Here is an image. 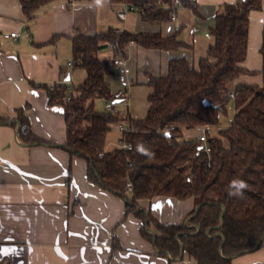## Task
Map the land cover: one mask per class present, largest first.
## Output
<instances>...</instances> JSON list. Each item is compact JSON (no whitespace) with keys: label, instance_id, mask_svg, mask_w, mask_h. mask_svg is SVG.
Masks as SVG:
<instances>
[{"label":"trees","instance_id":"obj_1","mask_svg":"<svg viewBox=\"0 0 264 264\" xmlns=\"http://www.w3.org/2000/svg\"><path fill=\"white\" fill-rule=\"evenodd\" d=\"M20 1L24 14L33 21L41 7L55 0ZM109 1L137 6L142 20L150 24L170 21L169 10L157 2L171 5L173 0ZM183 3L194 9L190 1ZM260 10L262 0H239L220 7L210 31L213 42L198 66L183 58L172 59L166 75L150 78L149 106L143 119H124L115 110L96 107L98 101L114 104L120 99L106 80L113 62L101 60L98 53L113 45L124 57L131 43L174 51L185 46L176 35L114 30L92 36L78 33L72 40L71 69L84 70V81L70 87L66 79L71 73L64 71L62 85L53 89L44 86L49 104L64 109V148L70 155L87 160L89 179L124 198L128 213L142 221L144 238L153 242L160 254L175 260L183 246L184 253L197 264H231L264 242V49L263 85L238 82L244 75L258 73L243 64L248 55L250 14ZM232 104L235 113L230 124L219 128ZM17 113L22 141L52 145L33 134L23 110ZM124 121L130 129L119 131V147L107 149L114 126ZM6 122L0 118V124ZM200 127L206 128V144L185 139V131ZM124 144L129 148H123ZM234 180L247 185L243 196L229 194L234 191ZM156 197L193 199L195 208L186 217L187 224L186 220L178 225L161 223L140 208V200ZM198 206L201 208L196 213Z\"/></svg>","mask_w":264,"mask_h":264},{"label":"crops","instance_id":"obj_2","mask_svg":"<svg viewBox=\"0 0 264 264\" xmlns=\"http://www.w3.org/2000/svg\"><path fill=\"white\" fill-rule=\"evenodd\" d=\"M188 1L196 11L185 6L176 23L154 25L143 21L137 10L129 11L126 20L119 19L123 5L109 0H55L41 7L33 21L24 14L20 0H0V118L7 121L0 124V264H197L186 253L176 260L160 254L142 235L143 223L128 213L124 198L89 179L87 160L64 148V109L49 104L44 87L59 84L64 71H70L69 86H74L78 70H72L70 64L72 40L78 33L92 36L114 30L176 35L185 46L174 51L131 43L124 57L110 48L98 53L103 61L124 60L123 65H112L106 80L112 93L120 96L117 104L128 107L119 114L139 120L130 112L137 88L148 86L150 94V78L166 75L172 59L183 58L197 67L213 42L210 31L220 7L239 2ZM176 26L180 31L176 32ZM11 33L19 37H7ZM263 49L264 0L262 10L250 14L248 55L243 64L258 73L242 76L239 83L263 85ZM231 107L233 118L234 105ZM18 110L29 118L33 134L52 145L21 140ZM231 120L227 124L221 120L219 126L225 128ZM113 130L107 149L119 147L118 125ZM205 132L200 127L185 131L184 137L196 139ZM115 139L117 143H113ZM139 206L161 223L178 225L195 208V202L156 197L140 200ZM231 264H264V242Z\"/></svg>","mask_w":264,"mask_h":264},{"label":"built area","instance_id":"obj_3","mask_svg":"<svg viewBox=\"0 0 264 264\" xmlns=\"http://www.w3.org/2000/svg\"><path fill=\"white\" fill-rule=\"evenodd\" d=\"M122 5H123V9L120 10V11H118V17L121 20H126L127 13L129 11H132V10L139 11V8L137 6H135V5L127 4V3H124ZM157 5L158 6H163V7L167 8L169 10V12H170V15H169L170 22H172V23H176L177 22L179 10L181 8L185 7V5L183 3V0H173V2H172L171 5H164L160 1H158L157 2ZM180 29H181L180 26H176V28H175L176 32L180 31ZM7 37H10V38H18L19 37V34L18 33H11V34H7ZM108 48H110L112 50H115V46H113V45H109ZM113 64L115 66L123 65L124 64V60L122 58H116V59H114ZM63 83H64V81L62 80L59 84L62 85ZM56 85L57 84H54L50 88L53 89ZM230 96L233 97V95H230ZM113 107H114V104L113 103L108 102V103L105 104V109L107 111H112L113 110ZM129 129L130 128H129V125H128V122L127 121H124L122 124L118 125V130L120 132H125V131H128ZM196 140L201 141L204 144H206V142H207V138H206V135L205 134L197 137ZM123 148H129V146L126 145V144H124L123 145ZM206 151L209 152V148H206ZM127 188H128V190H131V188H132L131 183H128L127 184Z\"/></svg>","mask_w":264,"mask_h":264},{"label":"rangeland","instance_id":"obj_4","mask_svg":"<svg viewBox=\"0 0 264 264\" xmlns=\"http://www.w3.org/2000/svg\"><path fill=\"white\" fill-rule=\"evenodd\" d=\"M77 74L78 75L76 77V80L75 79L72 80V82H74L73 83L74 86L77 85L79 83V81H82L83 78H85V76H86L85 71L82 70V69H78V73ZM149 91L150 90H149L148 86L137 88V90L135 92V97L136 98L134 100V104L130 106V112L132 113V116L134 118L141 119V118H144L146 116L147 110H148V106H149L148 99H147ZM125 102L126 101H124V103ZM105 104L106 103L103 102V101H98L96 103V107L99 110H104L105 109ZM127 108L128 107L126 105L122 106L121 104H115V111H117V112L119 111L122 114L127 112ZM232 112H233V109L230 106L229 110H228V115L226 117H222V119H221L222 123L227 124L232 119ZM122 114H120V115H122ZM219 128H221V127L219 126ZM112 132H115V130H113ZM113 138H114V133L113 134L111 133L110 139H113ZM115 141L117 143L116 139L113 140V143H115Z\"/></svg>","mask_w":264,"mask_h":264},{"label":"clouds","instance_id":"obj_5","mask_svg":"<svg viewBox=\"0 0 264 264\" xmlns=\"http://www.w3.org/2000/svg\"><path fill=\"white\" fill-rule=\"evenodd\" d=\"M141 151H144L143 148L140 149ZM247 185L242 180H234L231 183V188L234 189V191H230V195H236V196H243L242 190L246 188Z\"/></svg>","mask_w":264,"mask_h":264},{"label":"water","instance_id":"obj_6","mask_svg":"<svg viewBox=\"0 0 264 264\" xmlns=\"http://www.w3.org/2000/svg\"><path fill=\"white\" fill-rule=\"evenodd\" d=\"M66 80H67V82L70 81V76H68ZM118 101H119V100L115 101V102H114V105L117 104V103H119ZM205 104L208 105L207 102H205ZM16 123L19 125L18 122H16ZM19 131H20V125L18 126V133H19ZM200 208H201V206H198V207L196 208V213L200 210ZM224 214H225V210H224V212H223V214H222V224H221L220 226L223 225ZM187 222H188V220H186V224H187ZM149 230H150V232H151L153 235H156L154 229L150 228ZM181 248H182V249H181V256H180L179 259H182V258H183V255H184V249H183V246H182Z\"/></svg>","mask_w":264,"mask_h":264}]
</instances>
